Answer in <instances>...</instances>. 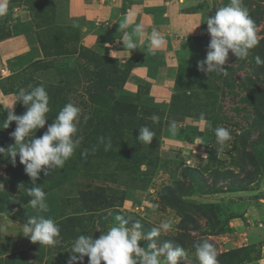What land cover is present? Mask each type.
Returning a JSON list of instances; mask_svg holds the SVG:
<instances>
[{"label": "rangeland", "instance_id": "374dc122", "mask_svg": "<svg viewBox=\"0 0 264 264\" xmlns=\"http://www.w3.org/2000/svg\"><path fill=\"white\" fill-rule=\"evenodd\" d=\"M243 2L248 10L264 13V1ZM227 3L228 0H192L186 8L201 13L202 22L198 31L190 34L185 50L178 54L184 63V74L172 94L177 98L167 103L156 102L148 95L126 98L124 111L139 115L141 122L147 123L153 115L160 117L158 123H151L159 130V140L146 154L148 160L143 162L145 157L139 148L117 158L108 153L74 151L60 169L65 182L46 192L48 209L44 212L33 209L30 198L18 207L15 200L19 190L4 191L0 195V208L4 209V215H0V258L31 246L33 242L22 231L29 217L44 216L58 222L75 212L74 202L68 205L64 199H84L85 195L95 209L110 212L117 208L125 220L135 218L134 224L126 220V227L131 229L139 222L145 234L162 221H172L171 230L161 232L156 240L158 246L172 242L184 248L186 255L179 264H199L194 244L205 239L215 245L218 264H264V142L260 140L261 133L250 128L258 114L243 100L244 78L253 71L254 61L250 56L239 59L230 51L224 65L226 74L207 75L197 67L198 61L206 58L211 39L204 21ZM48 11L49 21L52 12ZM263 23L257 29L258 38ZM201 113L211 129L201 122ZM173 121L178 127L176 135L168 131ZM260 122L264 128V114ZM216 127L227 128L232 136L223 151L216 142ZM242 131H251L247 143ZM197 138L205 145H197ZM187 167L199 175V186L184 176ZM7 181L6 168L0 166V186ZM182 190L193 194L185 199L171 198ZM64 203L68 205L65 209ZM97 229H102L99 224ZM139 243L147 248V241ZM248 257L255 259L249 261ZM160 259L164 264V257Z\"/></svg>", "mask_w": 264, "mask_h": 264}, {"label": "trees", "instance_id": "16d2710c", "mask_svg": "<svg viewBox=\"0 0 264 264\" xmlns=\"http://www.w3.org/2000/svg\"><path fill=\"white\" fill-rule=\"evenodd\" d=\"M53 4L52 0H40L31 5L44 59L31 63L22 71L2 79L0 84L4 93L17 94L19 89H28L29 85L36 87L42 84L45 86L49 95L48 120L45 127L33 132L32 136L35 135L37 138L42 136L48 125L55 120L59 111L67 103L72 102L82 110L77 132V137H82V139L75 151L90 152L93 146H96L94 152L112 154L114 158H117V155H123L139 148L145 157L157 145L159 130L151 124L152 120L147 123L141 122L142 118L139 115L128 114L124 111V106L128 102L126 98L139 96V94H132L124 88L130 68L122 67L115 58L109 55L82 46L80 32L77 29L56 22L57 9ZM47 10L52 12L49 21L46 20ZM261 12L256 9L249 10L257 29L264 22V13ZM260 34L259 44L249 53L250 59L254 61L253 71L244 78L243 85L246 94L243 100H246L256 110L258 117L251 123L250 128L258 130L261 133L260 140L264 142V128L261 127L260 122L264 114V65H258L255 61L256 56L264 60V23ZM183 74L184 63L179 58L175 88L179 87ZM173 98H177V95H173ZM26 111L27 108L22 102L16 103L15 114L23 115ZM6 118L7 115L0 111V147H4L5 150L14 145L15 141L10 133L16 128V123L13 121L7 129H3V120ZM143 126H148L156 133L155 141L153 139L150 145L138 140L139 129ZM247 132L242 133V139L246 143L249 141L251 131ZM242 135L240 133L239 136ZM100 137H105L106 142L108 138L111 139L112 147L108 151H105L104 145L99 143ZM144 160H148V157L143 158V162ZM0 166H5L8 173L6 185L0 186V195L4 191L19 190L20 195L15 200V204L18 207L23 206L26 199L32 198L26 191L33 187V182L25 173V167L20 163L19 156L13 165L7 153L0 154ZM60 169L49 170L47 176L42 171L35 182L36 186L42 187L46 193L63 184L66 177L62 175ZM184 176H188L195 186L200 185L199 175L193 173L190 167L184 171ZM183 188L182 186L181 189ZM191 192L193 191H183L179 195L172 194L171 198L174 200L185 199L193 194ZM86 199L85 195L84 199L83 197L64 199L68 205L74 202L75 212L56 222L60 227V237L56 245L32 243L27 249L0 258V264H67L72 254V246L79 235H93L94 238H98L101 233L107 231L108 226L118 224L117 215L125 217L124 213L117 208L110 212H105L100 208L95 209L96 206L88 204ZM65 203L64 209L65 206L68 207ZM3 212L4 209L0 208V213ZM126 220L130 224H134L136 221L131 216ZM128 222L127 224H129ZM98 224L102 228L101 230L97 229ZM254 259V257L247 258L249 261ZM259 259L261 258L259 257L257 260ZM88 261L89 258L85 256L83 264H88ZM235 264H240V262Z\"/></svg>", "mask_w": 264, "mask_h": 264}, {"label": "clouds", "instance_id": "9594fccd", "mask_svg": "<svg viewBox=\"0 0 264 264\" xmlns=\"http://www.w3.org/2000/svg\"><path fill=\"white\" fill-rule=\"evenodd\" d=\"M9 0H0V16L8 13ZM207 24V32L210 34L206 58L198 61V70L206 73H227L224 65L229 58V52L239 59H246L250 50L259 44L257 26L251 17L243 0H228V3L218 8L215 15L207 16L204 21ZM199 26V25H198ZM197 26V27H198ZM124 31L121 40L127 50L140 48V41L147 37L149 51L162 48L166 38L161 32L153 27L146 32L142 23H134L131 16H126L119 23V30ZM258 65H264V60L255 57ZM16 102H22L27 111L23 115H17L11 108L7 118L3 120V129H7L14 121L16 128L10 133L14 139V145L7 150L0 147V154H6L11 158L13 165L19 156V161L25 167V173L31 178L33 187L27 189L30 197L29 204L33 209L41 212L47 211L46 193L42 187L35 183L40 173L49 174V170L63 168L65 162L72 157L80 144L82 137H77L78 124L81 117V108L74 103H67L58 113L57 117L42 136H32L33 132L45 127L47 113L50 112L49 95L44 85L28 89L21 88L16 94ZM153 123H158L160 117L153 115ZM200 120L211 129V124L205 119L203 113ZM177 123L171 122L168 131L172 135L177 134ZM216 142L220 145L219 151H223L226 142L232 139L230 131L225 127H216L214 130ZM156 133L148 126L139 129L138 140L145 144H151ZM31 137V138H29ZM99 143L104 145V150L111 147V139L107 142L105 137L99 138ZM197 145H205L201 138H197ZM96 150L93 146L92 151ZM206 156V155H205ZM115 224L106 232L94 238L93 235H79L71 249V256L67 264H83L84 257L89 258L88 264H161L160 257H164V264H179L186 255L185 250L178 244L164 242L157 244L156 238L161 232H167L172 228V221H162L158 227L151 228L150 232L143 233L142 225L138 222L133 228L126 227L127 221L117 215ZM22 231L33 243L54 246L60 237V227L51 218L44 216L29 217L23 224ZM141 241H147V248L141 247ZM196 257L199 264H218V253L214 244L208 240L198 241L194 244Z\"/></svg>", "mask_w": 264, "mask_h": 264}, {"label": "crops", "instance_id": "0c3cea01", "mask_svg": "<svg viewBox=\"0 0 264 264\" xmlns=\"http://www.w3.org/2000/svg\"><path fill=\"white\" fill-rule=\"evenodd\" d=\"M35 1L40 0H9L8 13L0 16V83L44 59L31 10ZM52 1L57 9L56 22L77 29L82 46L103 51L122 67L130 68L124 85L127 91L152 96L159 103L170 102L178 73V54L202 22L201 13L186 10L192 0ZM126 16H131L134 23L144 24L146 32L157 28L166 38L165 45L149 51L145 37L140 48L125 49L121 37L131 29L119 30V23ZM16 103V94L4 93L0 84V111L4 113L12 107L14 111Z\"/></svg>", "mask_w": 264, "mask_h": 264}]
</instances>
